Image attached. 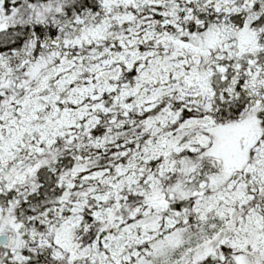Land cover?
<instances>
[{"label": "snow or ice", "instance_id": "1", "mask_svg": "<svg viewBox=\"0 0 264 264\" xmlns=\"http://www.w3.org/2000/svg\"><path fill=\"white\" fill-rule=\"evenodd\" d=\"M0 264H264V0H0Z\"/></svg>", "mask_w": 264, "mask_h": 264}]
</instances>
